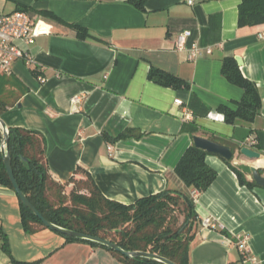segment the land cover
I'll return each mask as SVG.
<instances>
[{
  "label": "crops",
  "instance_id": "obj_1",
  "mask_svg": "<svg viewBox=\"0 0 264 264\" xmlns=\"http://www.w3.org/2000/svg\"><path fill=\"white\" fill-rule=\"evenodd\" d=\"M240 2L147 0L142 11L130 0H0V11L23 9L34 18L36 43L30 52L38 69L36 73L19 59L11 74L0 73L8 102L0 117L9 128L33 129L45 136L49 172L67 193L89 179L107 198L125 204L166 189L192 196L194 189L175 172L194 142L182 131L192 120L260 151L263 158L255 161L237 149L232 164L255 165L264 174V24L240 27ZM71 24L88 28L92 35L80 39ZM186 30L192 32L187 48L192 42L203 48L194 59L176 48L177 35ZM226 57H240L243 74L257 84L261 114L253 122L229 124L218 111L221 105L236 108L244 95L222 74ZM152 67L180 76L192 90L155 83L148 77ZM192 91L212 108L208 116L192 114ZM75 96L81 101L74 102ZM128 129L141 136L116 140ZM207 162L218 175L208 190L193 198L200 222L189 264H248L237 246L239 235L248 237L258 264H264V187L242 185L218 155H208ZM246 177L253 180L251 170ZM207 217L223 229L202 226ZM0 232L12 258L19 261L128 264L104 246L68 241L49 228L26 232L19 197L2 184ZM2 241L0 264H13Z\"/></svg>",
  "mask_w": 264,
  "mask_h": 264
},
{
  "label": "trees",
  "instance_id": "obj_2",
  "mask_svg": "<svg viewBox=\"0 0 264 264\" xmlns=\"http://www.w3.org/2000/svg\"><path fill=\"white\" fill-rule=\"evenodd\" d=\"M130 1L137 9L145 10L147 0ZM261 24H264V0H241L238 25L244 27ZM71 27L76 30L80 39H87L92 35L84 26L71 24ZM32 69L38 73L36 67L32 66ZM222 74L230 83L244 90V95L236 103V108L228 105H221L218 108V111L224 116L225 122L229 124H234L238 120L253 122L261 114V97L257 84L243 74L235 57L224 59ZM148 77L164 87L192 90L188 81L158 67H152ZM3 97V89L0 86V114L6 109L8 103ZM188 107L195 118L206 117L212 111V108L194 91L191 92ZM182 131L190 133L193 137L199 135L216 141L230 147L234 152L242 148L226 137L201 128L195 120L185 122ZM130 136L138 138L141 133L128 129L116 140ZM2 138L0 132V144ZM105 138L108 141H114L107 135ZM8 150L14 175L21 190L49 221L67 229L108 239L128 251L151 252L166 257L177 264H189L190 244L200 222L191 195L179 190L166 189L157 194L142 197L134 203L125 204L107 198L89 179L82 186L67 193L64 185L54 181L51 177L46 154V138L41 132L22 127L10 128ZM208 155L210 153L197 148L193 142L186 149L175 168L176 174L185 185L197 189L200 193L208 190L218 175L217 171L208 164ZM23 157L28 161H24ZM227 163L237 174L242 185L256 186L253 180H248L246 177V174L250 172L249 167L234 166L232 160H227ZM0 184L15 191L4 164L1 147ZM83 188L86 191L80 192ZM19 200L22 223L26 232L34 233L40 228H47L24 205L20 197ZM63 236L68 241H87L96 246H104L88 240ZM0 239L3 240L2 248L12 258L7 238L3 236L2 232H0ZM108 249L128 264H163L147 258L130 259L111 248ZM12 263L34 264L14 258H12Z\"/></svg>",
  "mask_w": 264,
  "mask_h": 264
},
{
  "label": "built area",
  "instance_id": "obj_3",
  "mask_svg": "<svg viewBox=\"0 0 264 264\" xmlns=\"http://www.w3.org/2000/svg\"><path fill=\"white\" fill-rule=\"evenodd\" d=\"M192 32L189 30L182 31L177 35L176 48L180 51L187 50L188 58L194 59L201 55L203 48L197 42H192L191 47L187 48V43ZM260 38L264 39V33L260 34ZM36 43L35 21L32 15L26 10H16L14 12L5 13L0 11V73L11 74L13 64L16 60H23L27 66L32 67L35 59L30 52V47ZM208 53L212 49L207 48ZM42 81L45 79L40 77ZM74 102H80L81 96H75ZM111 149V147H110ZM200 192L194 189L192 197L196 199ZM202 226L206 228H222L221 224L211 218H203ZM237 246L245 261L248 264H258L257 257L252 253L248 246V237L238 236Z\"/></svg>",
  "mask_w": 264,
  "mask_h": 264
},
{
  "label": "water",
  "instance_id": "obj_4",
  "mask_svg": "<svg viewBox=\"0 0 264 264\" xmlns=\"http://www.w3.org/2000/svg\"><path fill=\"white\" fill-rule=\"evenodd\" d=\"M239 65H242V59L240 57H236ZM0 132L2 134V141L0 144L1 147V152L3 155V160H4V164L6 166L7 169V173L8 176L12 182V185L17 193V195L20 197V199L22 200V202L24 203V205L29 208L32 213L37 216L43 223L44 225L51 229L52 231L61 233L63 235L66 236H71L80 240H88V241H92V242H96L99 243L101 245L107 246L108 248L113 249L116 252L121 253L123 256L130 258V259H135V258H147V259H153L156 260L158 262H161L163 264H177L174 261L163 257L159 254H154L151 252H145V251H128L123 249L121 246H119L118 244L108 240V239H104L101 238L99 236H94V235H90V234H85L79 231H75V230H71V229H67L64 228L62 226H59L51 221H49L48 219H46L43 214L30 202V200L28 199V197L25 195V193L21 190L18 181L14 175V170L12 167V160H11V156L9 154V136H10V128L6 125V123L4 122V120L0 117ZM194 140V144L197 148L203 149L205 151H207L210 154L213 155H218L220 157H222L225 160H233L235 157V152L228 146H225L223 144H220L216 141L210 140L206 137L203 136H199L196 135L193 137ZM241 154H243L244 156H246L247 158L251 159V160H259L261 158H263V155L260 151L251 149L249 147H242L241 148ZM24 161H28L27 158L23 157ZM250 170L252 172V178L254 180V182L258 185V186H262L264 187V174L261 173L260 168L258 166H251Z\"/></svg>",
  "mask_w": 264,
  "mask_h": 264
}]
</instances>
